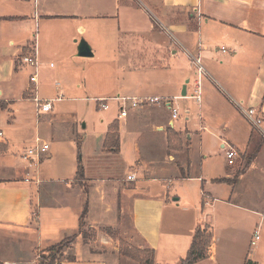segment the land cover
<instances>
[{
  "label": "crops",
  "instance_id": "0c3cea01",
  "mask_svg": "<svg viewBox=\"0 0 264 264\" xmlns=\"http://www.w3.org/2000/svg\"><path fill=\"white\" fill-rule=\"evenodd\" d=\"M83 41L92 56L79 54ZM34 42L37 67L20 61ZM191 55L207 70L201 101L191 97L198 79ZM36 97L54 99L53 108L39 110ZM123 97L171 104L131 108L129 100L120 117ZM104 99L113 112L100 125H79L74 105L54 106L95 101L100 110ZM240 106L256 108L264 122V0H0V263L38 264L40 252L73 237L59 264H139L101 234L121 224L122 242L153 249L156 264H178L206 225L212 242L196 264H264L262 248L247 254L238 227L227 222L219 229L209 210L222 204L229 217L247 213L259 221L257 231L263 199L234 200V186L223 199L178 161L194 140L206 160L220 157L228 168L212 175L214 184L243 176L264 144L236 176L228 149L238 159L264 136ZM114 124L118 146L109 150ZM170 133L179 147L170 146ZM38 139L50 148L28 169L22 155ZM215 145L221 152L213 155ZM185 179L206 182L192 201L171 193L173 181ZM84 225L97 231L95 241L85 240Z\"/></svg>",
  "mask_w": 264,
  "mask_h": 264
},
{
  "label": "rangeland",
  "instance_id": "374dc122",
  "mask_svg": "<svg viewBox=\"0 0 264 264\" xmlns=\"http://www.w3.org/2000/svg\"><path fill=\"white\" fill-rule=\"evenodd\" d=\"M107 73H109V71H106ZM87 91L88 93H92L93 89L91 88L90 84H87ZM65 104H69V105H74L77 108V113H76V122H78V124L80 125L81 122H85L88 121L90 123H95L97 124H101V118H105L106 120H108L109 115L111 114V112H113V109L111 110H104V111H100L98 109H96V103L95 101H76V102H65V103H55L54 106L57 108H59V106L65 105ZM69 110L73 109L72 107H68ZM110 109V107H109ZM75 110V109H73ZM116 110L114 108V113L115 114ZM183 118V116H182ZM252 125V124H251ZM262 127L264 128V122L262 123ZM258 131V130H257ZM263 136V135H261ZM256 141L258 142V144H256L255 146H253L251 148V150L249 152H245L244 154L240 153L241 156L235 160L234 164H231L234 167V175L236 176V173H238L239 171H241L246 165L248 160L250 159L252 154H255L256 152H258V150H260L261 146H263L264 144V138L263 137H259L258 135L256 136ZM89 147L92 146V144L88 145ZM206 150H204L202 147L199 150L198 145H196L194 143L191 144V148L188 151V153L186 154H179L178 155V161L180 164H183V166H185L186 172L187 174H191L192 176H199L202 175V179H205V181H207L208 185H205L206 182L201 180H174L173 181V185H172V190L171 193L172 194H177V193H183V199L184 200H189L192 201L194 196H197L198 194H201L202 191V187L203 185H205V190H214V191H218V194L220 195V197H222L223 199L227 198L228 196L232 195V193L229 191L230 188H232L233 186L236 187V191L233 194V199L236 200V198H243V200L250 202V201H258L263 199V201H261L262 203V207H264V182L262 180H264V146L261 148L258 156L256 157V159L253 161L252 166L250 167V169L243 175V176H239L237 178L236 182H229V183H224V184H220V183H213L212 180V175H216L215 173H217L216 171H219L220 168H223V172L225 173V171L228 170V168H226V165H224L220 159V157L218 158H211L206 160L204 157V152ZM211 151L213 153V155H215L216 152H221L219 145H215L214 147L211 148ZM185 162H188V165H184ZM222 172V173H223ZM234 176V177H235ZM258 187H261L260 189H258ZM197 194V195H196ZM237 199V200H238ZM225 206L224 205H215V207L213 209H209L210 213L213 215L215 214L216 216H218V227L219 229L222 228V226L225 225V223L230 222L231 225L230 226H234L238 227V234H239V238H240V242L242 244H244V251L249 254L251 256L252 253H258L260 250V248H262V251L264 250V223L261 224L260 226V232H261V239L259 240V242L257 243V245L255 246H251L248 245V241L251 237V234L255 233L256 228H258V222L259 221H252V218L249 216V214L245 213L244 215H242L241 212L236 213L237 216H235V218H233L232 216H228L229 211L225 210ZM127 216L125 215L123 217V219L127 220V228L128 225L130 226V224L128 223V221H130L129 218V212L127 211ZM249 217L251 219H249ZM85 226V225H84ZM208 232V234H211V230L209 226H204ZM123 225H119V227H110V228H104L102 231V235L105 236H112V238L115 239L114 246H118V242L120 244H122V249L128 248V246L125 245L124 242H122V238L124 236L123 233ZM125 229V228H124ZM229 231H232V228H229ZM108 235H107V234ZM82 235L84 236L85 240L87 241H95L98 233L96 230L89 228V227H84L83 231H82ZM121 240V242H120ZM69 245H71L70 242H65L64 245L62 246V250L59 251L57 253V257L58 260L55 261L53 264H59L60 261L62 259L65 258V256H63V251L69 247ZM78 246V245H77ZM57 251V250H55ZM50 252L46 253L47 255H49ZM44 254V252H40L39 254V258L40 260H42L41 256Z\"/></svg>",
  "mask_w": 264,
  "mask_h": 264
},
{
  "label": "built area",
  "instance_id": "2783aa9c",
  "mask_svg": "<svg viewBox=\"0 0 264 264\" xmlns=\"http://www.w3.org/2000/svg\"><path fill=\"white\" fill-rule=\"evenodd\" d=\"M37 45L34 42L33 45L31 46V51L28 54H25L20 58V61L22 64H29L31 66H36L38 65V59H37ZM192 62L196 66L197 69V74H198V79L196 81V89L195 93L191 96L198 101H201L202 99V78L207 74V70L202 62V58L200 56H194L191 55ZM53 65V64H52ZM37 77L38 74L35 73V75L32 76V81L37 82ZM123 101V106L121 107V113L120 117H124L128 114V108L125 106V103L130 100L131 103V108H140L146 105H150L153 103H158L162 101H167V103L171 104V100L164 99L161 97H146V98H138V97H133V98H121ZM36 100L38 102V109L42 111H50L53 108V101L54 99H48V100H42L40 98L36 97ZM108 100H102L100 104V109L106 110L109 108V105L107 104ZM240 109L243 111L246 119L254 126L256 130H258L263 136H264V128L262 127L263 119L262 117L258 114L256 108H244L240 106ZM172 116L173 118H178L179 116V108L176 106H172ZM50 145L47 142H43L40 139L37 140L36 144L33 146L29 147L26 149V151L22 155L23 161L27 164V168H37V165L40 164L42 161V158L44 155L47 153L49 150ZM239 154L237 151L230 147L227 151V157L229 159L230 164H234L236 157H238ZM136 176L134 174L130 175L128 179H135ZM33 180L32 177H29V172H28V178H26V181H31ZM261 239V232L260 230H257L253 238L251 240V246L257 245L259 240Z\"/></svg>",
  "mask_w": 264,
  "mask_h": 264
},
{
  "label": "trees",
  "instance_id": "16d2710c",
  "mask_svg": "<svg viewBox=\"0 0 264 264\" xmlns=\"http://www.w3.org/2000/svg\"><path fill=\"white\" fill-rule=\"evenodd\" d=\"M112 130L115 131L114 132L115 134L113 133L112 135L110 134V136L108 137L109 138L108 142L106 143V147L108 149L110 148L109 150H114L115 147L117 148L118 146V125L117 124L112 125ZM169 137H170V143L171 141L173 142L172 133L169 134ZM111 138H116L117 140H111ZM170 146L172 148L179 147L178 144L173 145V143H171ZM77 176L80 179H83L84 176V167L81 164V162H79ZM73 239H74L73 237L67 238L61 241L60 243L52 246L51 248L43 250L44 254L41 256L42 260L39 259L38 264H53L55 261L58 260L57 253L62 250L61 248L64 245V243L65 242L71 243ZM211 242H212V234H208L204 226H199L194 233L193 242L190 250L188 251L187 255L178 264H196L198 261L205 259L208 256ZM125 245L128 246L127 244ZM48 252H50L49 255L46 254ZM121 252L124 255H127L128 257L136 260L139 264H156L154 260L155 254L153 249L142 250L134 247L131 248L128 246V248L125 249L121 248ZM249 263H250L249 261L246 262V264Z\"/></svg>",
  "mask_w": 264,
  "mask_h": 264
},
{
  "label": "water",
  "instance_id": "95a60500",
  "mask_svg": "<svg viewBox=\"0 0 264 264\" xmlns=\"http://www.w3.org/2000/svg\"><path fill=\"white\" fill-rule=\"evenodd\" d=\"M79 54L81 56H92V50H91L90 46L85 41L81 42V44H80ZM185 93L186 92H184V94Z\"/></svg>",
  "mask_w": 264,
  "mask_h": 264
}]
</instances>
